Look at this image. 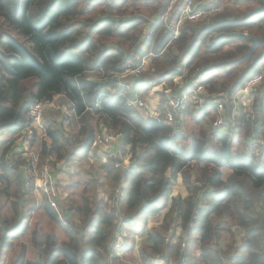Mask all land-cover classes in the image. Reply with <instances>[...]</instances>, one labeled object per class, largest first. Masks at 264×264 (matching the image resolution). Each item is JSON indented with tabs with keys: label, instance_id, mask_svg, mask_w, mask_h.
<instances>
[{
	"label": "clouds",
	"instance_id": "1",
	"mask_svg": "<svg viewBox=\"0 0 264 264\" xmlns=\"http://www.w3.org/2000/svg\"><path fill=\"white\" fill-rule=\"evenodd\" d=\"M0 264H264V0H0Z\"/></svg>",
	"mask_w": 264,
	"mask_h": 264
}]
</instances>
